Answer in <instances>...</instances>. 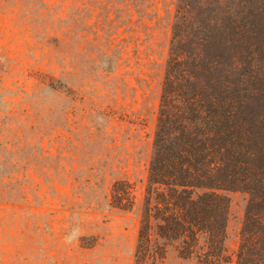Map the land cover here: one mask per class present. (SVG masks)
<instances>
[{
    "label": "rangeland",
    "instance_id": "1",
    "mask_svg": "<svg viewBox=\"0 0 264 264\" xmlns=\"http://www.w3.org/2000/svg\"><path fill=\"white\" fill-rule=\"evenodd\" d=\"M176 4L0 0V264H134L168 62L177 46L188 56L181 65L189 60L204 67L206 84L219 85L226 100L242 101L243 113L246 98L263 94L255 74L232 72L222 80L234 65L226 59L234 49L220 35L223 52L207 59L193 53V33L181 45L172 42ZM246 9L253 16L240 49L257 53L258 68L251 66L259 71L264 37L256 33L264 11ZM240 49L233 60L242 58ZM194 82L202 80L173 78L172 99L180 98L179 87L190 96ZM248 108L262 118L260 107ZM239 120L243 132L249 124L245 115ZM238 138L245 151L263 152L251 168L242 157L250 174L239 182L229 178L224 160L230 155L217 151V193L227 202L222 264H236L243 244L250 260L264 244V139ZM120 180L133 185L128 211L110 205L112 185ZM144 264L196 263L167 243L162 259Z\"/></svg>",
    "mask_w": 264,
    "mask_h": 264
},
{
    "label": "trees",
    "instance_id": "2",
    "mask_svg": "<svg viewBox=\"0 0 264 264\" xmlns=\"http://www.w3.org/2000/svg\"><path fill=\"white\" fill-rule=\"evenodd\" d=\"M251 7L264 11V0H177L171 40L181 45L193 33V53H198L197 59H207L215 57L217 51L223 52L218 46L217 36L220 35L227 46L231 44L233 54L248 38L251 23L247 18L252 17L253 12L246 8ZM242 9H246L247 17L241 16ZM257 25L260 31L256 35L262 38L264 17ZM178 47L172 51L168 62L167 89H164L160 103L134 264H144L149 258L162 259L167 243H174L181 257L193 258L196 264H222L225 257L223 214L227 202L217 193V183L221 181L217 171V151L224 150L230 155L231 158L224 160L229 178L239 182L247 181L250 174L242 167V157L249 160L250 164L246 165L251 168V160L263 152V148L245 151L238 138L243 136L246 141L252 138L253 143H261L264 139V133H261L264 112L262 118L258 114L254 118L252 109L248 108L253 103L264 111V85L260 82V72L264 74V69L255 71L253 68L259 65L257 53L251 52L248 46L246 51L240 49L243 50L242 58L238 55L233 60L232 54L226 58L234 65L222 80L229 79L232 72L236 77L255 74L259 78V90L263 94L246 98L243 113L237 106L242 101L226 100L221 96L219 85L211 88L206 84L204 67L200 64L191 66L189 60L181 65L188 56ZM175 77L188 82L201 79L202 82L191 85L190 96L179 87L180 98L173 100L168 86ZM176 107L178 111H175ZM244 115L249 125L241 132L239 119ZM217 139L225 144L217 148ZM235 172L243 176L239 179ZM110 205L131 210L134 205L132 183L115 181L110 192ZM248 248L246 244L241 246L236 264H264V244L261 252H256L257 257L251 260Z\"/></svg>",
    "mask_w": 264,
    "mask_h": 264
}]
</instances>
